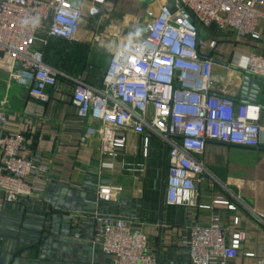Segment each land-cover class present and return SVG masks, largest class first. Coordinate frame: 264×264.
Returning <instances> with one entry per match:
<instances>
[{
    "label": "built area",
    "instance_id": "2783aa9c",
    "mask_svg": "<svg viewBox=\"0 0 264 264\" xmlns=\"http://www.w3.org/2000/svg\"><path fill=\"white\" fill-rule=\"evenodd\" d=\"M84 6L85 0H0V70L8 74L7 86L15 84L45 103L61 91L63 81L72 83L76 120L87 135L100 136L104 156L117 158L126 148L127 139L121 135L125 129L143 137L144 157L150 137L156 136L167 146L166 204L200 207L198 184L208 174L200 157L207 141L251 148L264 145L262 104L213 93V55L219 41L210 37V28L257 42L264 15L256 0H176L172 9L163 4L146 24L144 35L116 44L101 87L45 60L49 38L78 40ZM197 25L201 28L199 42ZM231 65L264 82V52L254 50L245 64ZM5 108L0 101V190L4 200L42 198L49 171L36 158L23 155L26 138L22 132L3 130ZM128 169L144 171L142 164ZM98 193L101 199L110 200L119 195V189L102 185ZM93 220L96 240L113 256L109 264H159L158 255L149 249L147 236L135 222L98 211ZM189 231L191 237L185 244L193 264H234L247 239L240 216L228 225L215 217L209 225L194 224ZM246 256L255 257V253ZM258 262L264 264V257Z\"/></svg>",
    "mask_w": 264,
    "mask_h": 264
},
{
    "label": "crops",
    "instance_id": "0c3cea01",
    "mask_svg": "<svg viewBox=\"0 0 264 264\" xmlns=\"http://www.w3.org/2000/svg\"><path fill=\"white\" fill-rule=\"evenodd\" d=\"M50 1V0H49ZM166 0H85L77 41L51 37L44 47L46 62L61 71L81 76L102 86L114 47L119 41L146 33V24L160 13ZM264 15V3L256 0ZM260 39L237 38L210 28L219 41L215 54L213 93L241 99L242 68L254 50L264 52V16ZM102 34L105 45L100 44ZM74 44L87 47L78 57ZM210 54V50L206 52ZM50 64V65H51ZM8 74L0 70V101L6 108L3 130L26 138L23 155L34 157L49 171L42 198L20 197L7 203L0 190V264H109L113 256L95 238L93 214L135 222L147 236L149 249L159 264H193L186 241L189 227L209 225L221 217L227 225L240 216L247 229L234 264H259L264 257V145L251 148L209 140L200 157L208 174L198 184L200 207L169 206L167 146L156 136L149 139L148 156L142 153L143 137L130 129L121 132L126 148L117 158L102 154L99 135L89 136L76 120L71 104L72 83H61L50 102H40L15 84L7 86ZM264 95V90L262 91ZM262 123L264 124V100ZM90 124L98 123L90 121ZM143 165V172L129 167ZM119 189L114 199L103 200L99 189ZM222 203H214L219 201ZM236 210L228 208V204ZM255 253L247 257L246 253Z\"/></svg>",
    "mask_w": 264,
    "mask_h": 264
},
{
    "label": "water",
    "instance_id": "95a60500",
    "mask_svg": "<svg viewBox=\"0 0 264 264\" xmlns=\"http://www.w3.org/2000/svg\"><path fill=\"white\" fill-rule=\"evenodd\" d=\"M141 1L146 4L147 0H137ZM74 6L77 5L76 2L73 3ZM166 5L168 8L172 9L176 5V0H166ZM184 15L193 20L192 16L187 12L184 11ZM52 17V15L50 16ZM201 34V28L197 25V41L199 42ZM242 89H241V99L243 102H259V100H264V95H262V91L264 90V82L254 79L253 77L246 75L243 78L242 82Z\"/></svg>",
    "mask_w": 264,
    "mask_h": 264
},
{
    "label": "trees",
    "instance_id": "16d2710c",
    "mask_svg": "<svg viewBox=\"0 0 264 264\" xmlns=\"http://www.w3.org/2000/svg\"><path fill=\"white\" fill-rule=\"evenodd\" d=\"M77 48H76V52H77V55L78 57H84L86 52H87V47L83 46V45H78V44H74ZM45 59L48 61L49 59L45 57ZM50 62V61H49ZM48 62V63H49ZM51 64V63H49ZM52 66H54V64H51ZM56 67V66H54ZM58 68V67H56Z\"/></svg>",
    "mask_w": 264,
    "mask_h": 264
},
{
    "label": "rangeland",
    "instance_id": "374dc122",
    "mask_svg": "<svg viewBox=\"0 0 264 264\" xmlns=\"http://www.w3.org/2000/svg\"><path fill=\"white\" fill-rule=\"evenodd\" d=\"M98 36H99V37H98V41H99V43H100V44L103 43V45H105L106 42L103 40V39H104L103 35H102V34H99Z\"/></svg>",
    "mask_w": 264,
    "mask_h": 264
}]
</instances>
